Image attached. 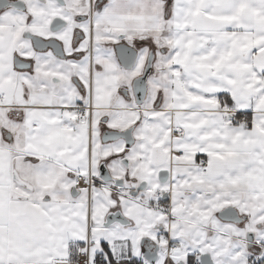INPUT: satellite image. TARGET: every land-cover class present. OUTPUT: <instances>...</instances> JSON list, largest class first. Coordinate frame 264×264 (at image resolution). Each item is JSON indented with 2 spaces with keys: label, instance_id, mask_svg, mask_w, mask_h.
I'll return each mask as SVG.
<instances>
[{
  "label": "snow or ice",
  "instance_id": "obj_1",
  "mask_svg": "<svg viewBox=\"0 0 264 264\" xmlns=\"http://www.w3.org/2000/svg\"><path fill=\"white\" fill-rule=\"evenodd\" d=\"M0 264H264V0H0Z\"/></svg>",
  "mask_w": 264,
  "mask_h": 264
}]
</instances>
